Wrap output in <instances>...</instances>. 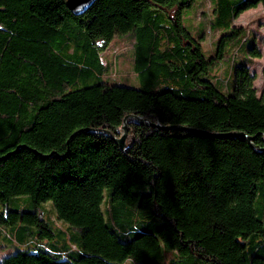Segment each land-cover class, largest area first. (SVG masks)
I'll return each instance as SVG.
<instances>
[{"label": "trees", "instance_id": "trees-1", "mask_svg": "<svg viewBox=\"0 0 264 264\" xmlns=\"http://www.w3.org/2000/svg\"><path fill=\"white\" fill-rule=\"evenodd\" d=\"M193 3L74 14L66 0H0V264H264V96L237 51L226 80L211 75L244 38L233 19L264 0H210L208 57L182 23ZM127 34L139 86L102 83V53ZM128 115L145 120L127 119L122 150ZM23 196L31 208L10 207Z\"/></svg>", "mask_w": 264, "mask_h": 264}, {"label": "rangeland", "instance_id": "rangeland-1", "mask_svg": "<svg viewBox=\"0 0 264 264\" xmlns=\"http://www.w3.org/2000/svg\"><path fill=\"white\" fill-rule=\"evenodd\" d=\"M212 6L210 0H194L191 8L184 9L182 13V23L186 29L198 39H201V47L204 54L208 57L216 49V40L221 33L220 30H211L210 21L212 20ZM232 24L236 28H240L244 33V38L230 42L225 48L224 58L220 63L212 69L211 75L219 80H226L231 65L232 57L235 53V61L243 59L247 62L249 73L256 75L253 86L256 89L257 95L264 96V6L261 4L254 8L247 9L240 13L237 18H234ZM245 39H252V47L259 51L260 57L249 55L251 48H241V44ZM133 43L132 35H117L114 37L108 48L102 53L103 63L107 66L104 75L101 77V82L110 85H122L129 87H138L139 81L133 71ZM232 61V62H231ZM96 82V78H92L86 85H91ZM85 84L80 83L79 87ZM77 88V87H74ZM121 129V128H120ZM29 199L26 196L12 200L10 207L15 209H29ZM41 209H48L45 215L47 221L55 222V210L51 202H46L40 205ZM0 208L1 205H0ZM56 226L64 229V224L56 221ZM3 238L0 237V258L10 251V246ZM129 264V263H126Z\"/></svg>", "mask_w": 264, "mask_h": 264}, {"label": "water", "instance_id": "water-1", "mask_svg": "<svg viewBox=\"0 0 264 264\" xmlns=\"http://www.w3.org/2000/svg\"><path fill=\"white\" fill-rule=\"evenodd\" d=\"M94 1L95 0H66V5L68 6V8L71 10L72 13L80 14V13H83ZM128 118L137 119L138 122L140 123H143L145 120V119H142L141 117L134 116V115H128L124 117L123 124L120 127L122 130V134L117 138L113 137L115 142L118 144V146L122 150L125 148V145H126V136H127V123L126 122ZM150 125L157 126V124H153V123H151ZM177 129H185V128L177 127ZM105 133H108V132H105ZM231 135H236V136L241 137L242 139L246 138L247 140H251L250 137H248L244 133L236 132V133H231Z\"/></svg>", "mask_w": 264, "mask_h": 264}]
</instances>
